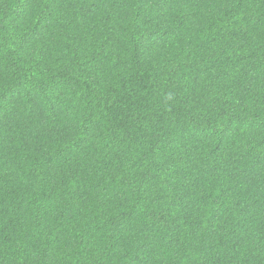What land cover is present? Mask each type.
<instances>
[{"label":"trees","instance_id":"obj_1","mask_svg":"<svg viewBox=\"0 0 264 264\" xmlns=\"http://www.w3.org/2000/svg\"><path fill=\"white\" fill-rule=\"evenodd\" d=\"M0 264H264V0H0Z\"/></svg>","mask_w":264,"mask_h":264}]
</instances>
